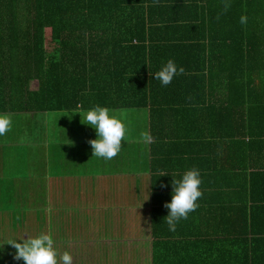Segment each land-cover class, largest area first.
Listing matches in <instances>:
<instances>
[{"label":"crops","instance_id":"0c3cea01","mask_svg":"<svg viewBox=\"0 0 264 264\" xmlns=\"http://www.w3.org/2000/svg\"><path fill=\"white\" fill-rule=\"evenodd\" d=\"M27 69L8 62L4 75ZM204 108L158 112L155 123L147 108L111 109L127 113L128 128L112 160L93 157L95 128L71 114L87 109L30 112L17 101L0 110L12 118L0 136V264H25L7 240L49 231L73 264H264V158L235 152V168L222 169V137L210 134ZM145 131L154 143L137 142ZM191 168L200 171L203 195L170 231L172 174Z\"/></svg>","mask_w":264,"mask_h":264},{"label":"trees","instance_id":"16d2710c","mask_svg":"<svg viewBox=\"0 0 264 264\" xmlns=\"http://www.w3.org/2000/svg\"><path fill=\"white\" fill-rule=\"evenodd\" d=\"M225 2L0 0V110L140 107L155 123L202 106L222 137V169L235 168V152L262 160L264 0ZM169 59L185 72L163 86L153 74ZM16 61L27 74L5 76Z\"/></svg>","mask_w":264,"mask_h":264},{"label":"clouds","instance_id":"9594fccd","mask_svg":"<svg viewBox=\"0 0 264 264\" xmlns=\"http://www.w3.org/2000/svg\"><path fill=\"white\" fill-rule=\"evenodd\" d=\"M158 2V0H157ZM231 4L226 0L224 4V11H227ZM241 24L247 23V16L242 15L240 18ZM185 69L177 67L174 60L169 59L154 75V79L161 82L163 86L169 85L174 77L178 74H184ZM78 109L81 106H77ZM73 113L81 114V123L90 125L95 128L97 137L91 139L88 143L93 150V157L103 158L105 160H112L121 151L122 142L127 139L128 128L124 123L127 113L120 111L113 112L106 106H95L90 110H78ZM70 115V114H69ZM12 128V118L10 114L0 113V136L6 135ZM145 144L155 142L154 137L150 132H141L140 140ZM167 172H160L159 176L167 175ZM172 200L166 202L164 207L169 209V214L164 218L170 231H175L177 224L182 219H187L189 213L194 212L198 207V199L202 197L203 193L200 189L202 183L199 169L191 168L187 170L182 178H176L172 174ZM166 186V185H162ZM51 213V207L47 209ZM5 243L11 245L16 251L14 259L23 260L25 264H73V257L70 252L64 251L62 254L58 253L54 247V238L52 233H41L36 237H28L22 240L10 239Z\"/></svg>","mask_w":264,"mask_h":264},{"label":"rangeland","instance_id":"374dc122","mask_svg":"<svg viewBox=\"0 0 264 264\" xmlns=\"http://www.w3.org/2000/svg\"><path fill=\"white\" fill-rule=\"evenodd\" d=\"M34 85H35L36 88L38 87V83L37 82H34ZM130 126H131V122H130Z\"/></svg>","mask_w":264,"mask_h":264}]
</instances>
